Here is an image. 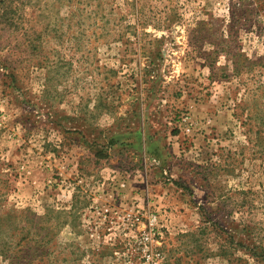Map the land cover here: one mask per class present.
<instances>
[{"label": "rangeland", "instance_id": "obj_1", "mask_svg": "<svg viewBox=\"0 0 264 264\" xmlns=\"http://www.w3.org/2000/svg\"><path fill=\"white\" fill-rule=\"evenodd\" d=\"M0 264H264V0H0Z\"/></svg>", "mask_w": 264, "mask_h": 264}]
</instances>
